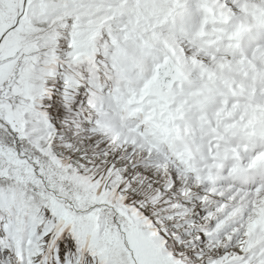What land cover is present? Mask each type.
Wrapping results in <instances>:
<instances>
[{"label":"snow or ice","instance_id":"snow-or-ice-1","mask_svg":"<svg viewBox=\"0 0 264 264\" xmlns=\"http://www.w3.org/2000/svg\"><path fill=\"white\" fill-rule=\"evenodd\" d=\"M0 264H264V0H0Z\"/></svg>","mask_w":264,"mask_h":264}]
</instances>
